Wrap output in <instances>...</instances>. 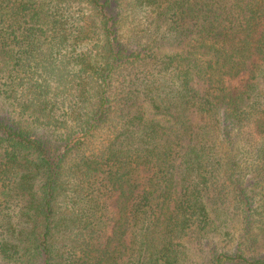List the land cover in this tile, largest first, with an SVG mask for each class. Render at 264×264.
Segmentation results:
<instances>
[{"label": "trees", "instance_id": "trees-1", "mask_svg": "<svg viewBox=\"0 0 264 264\" xmlns=\"http://www.w3.org/2000/svg\"><path fill=\"white\" fill-rule=\"evenodd\" d=\"M0 98V264H264V0H0Z\"/></svg>", "mask_w": 264, "mask_h": 264}, {"label": "rangeland", "instance_id": "rangeland-1", "mask_svg": "<svg viewBox=\"0 0 264 264\" xmlns=\"http://www.w3.org/2000/svg\"><path fill=\"white\" fill-rule=\"evenodd\" d=\"M153 39L155 41V45L157 47L159 46V50L161 51V53L173 54V51H176L172 45L160 40L159 37L154 36ZM0 113L2 115H7L8 118L12 120L14 124L19 128L24 127L30 130L35 137L49 138L50 136H52L48 131L40 129L39 126L37 127L32 126L28 123V121H24L18 116H16L12 112V109L8 106V104L3 103L1 98H0ZM145 114L147 120H154L163 125L167 124V120L164 116L155 114L149 107L146 108ZM59 142L60 140L58 139L57 143L59 144ZM214 218L218 220L217 216L216 217L214 216ZM255 247L256 250L252 252V254L248 253L247 256L250 258H251L250 255L264 256V235H261L258 238ZM222 249L223 248L220 247L216 235L211 233L208 239L205 241L203 245V250L201 252L196 251L189 243L184 244V249H183L184 256H183L182 264H211L210 257H212V255L216 251ZM226 264H234V263L227 262Z\"/></svg>", "mask_w": 264, "mask_h": 264}]
</instances>
